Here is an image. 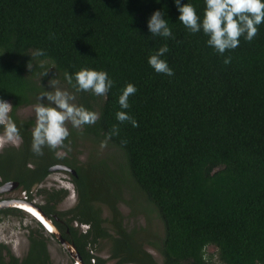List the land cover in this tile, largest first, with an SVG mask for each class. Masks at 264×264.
Here are the masks:
<instances>
[{
	"label": "trees",
	"instance_id": "16d2710c",
	"mask_svg": "<svg viewBox=\"0 0 264 264\" xmlns=\"http://www.w3.org/2000/svg\"><path fill=\"white\" fill-rule=\"evenodd\" d=\"M180 3L192 4L202 20L206 0ZM157 10L168 20L171 37L150 33L148 21ZM179 16L175 0H0V99L13 106L9 115L21 140L19 147L0 151V185L16 180L29 192L51 166L72 167L77 205L56 211L64 190L53 189L41 193L45 204L37 206L51 218L71 214L67 225L81 246L108 235L101 215L102 204L108 205L119 263L156 264L122 226L116 206L124 190L137 189L162 223L164 235L151 244L164 264H217L208 246L217 249L222 264H264V23L251 42L241 36L238 47L220 54L203 30L191 32ZM164 45L169 51L161 59L171 76L148 63ZM37 50L44 54L32 58ZM81 69L108 73L114 84L106 97L76 92L66 81L65 72L74 76ZM53 76L78 93V106L99 114L80 134L106 140L122 153L123 164L111 168L98 160L87 171L74 153L58 156L62 148L33 153L35 121L19 110L39 103ZM129 83L137 91L129 97L130 108L122 109L119 96ZM119 111L138 127L118 121ZM114 126L119 134L109 138ZM74 133L66 142L75 144ZM74 221L89 223L90 231L78 234ZM30 240L21 260L8 249L6 261L0 247V264H47L40 232L31 231Z\"/></svg>",
	"mask_w": 264,
	"mask_h": 264
},
{
	"label": "clouds",
	"instance_id": "9594fccd",
	"mask_svg": "<svg viewBox=\"0 0 264 264\" xmlns=\"http://www.w3.org/2000/svg\"><path fill=\"white\" fill-rule=\"evenodd\" d=\"M180 12L179 21L191 32L196 33L203 30L209 37L207 43L218 53L223 54L227 50L235 49L239 46L240 37L251 42L258 33V25L264 23V0H206V8L203 18L198 15L196 8L186 3L181 5L180 0H175ZM148 28L153 36L165 38L172 36L168 20L163 18L160 10L155 11L148 21ZM167 45L161 47L155 54L149 57V65L160 74L173 75V70L168 66L166 60L161 57L168 52ZM43 50L31 53V57L43 55ZM231 58H226L224 63H230ZM33 65L29 62L28 68ZM54 67V66H53ZM48 71L44 73L47 75ZM66 81L72 85L76 92H91L95 96H107L113 87L106 71L94 69H81L73 76L68 72L64 73ZM75 80V83H73ZM52 91L42 92L34 107L35 127L32 129V151L35 155L42 156L45 147L50 150H57L65 145V140L70 132L67 125L70 123L75 129H82L84 125H94L99 120V114L77 106L73 101L75 95L67 90L57 87L55 79L49 81ZM136 87L129 83L119 96V105L122 109L130 108L129 97L136 93ZM46 98L47 103H44ZM9 100L0 99V125L4 127L3 139L19 147L20 132L15 122L10 117L13 106L7 102ZM116 118L121 123L128 121L134 127H138V122L126 111H119ZM119 128L114 126L109 138L118 135ZM126 144V141H122ZM107 146V141L101 142V148ZM59 156L60 153L58 152Z\"/></svg>",
	"mask_w": 264,
	"mask_h": 264
},
{
	"label": "rangeland",
	"instance_id": "374dc122",
	"mask_svg": "<svg viewBox=\"0 0 264 264\" xmlns=\"http://www.w3.org/2000/svg\"><path fill=\"white\" fill-rule=\"evenodd\" d=\"M49 70H52V68H49ZM52 79H55L58 82L57 87H59L61 90H67L75 95L76 99L73 101V103L78 106V93L72 92L71 89L68 88L67 85L59 78L53 76ZM52 90L53 89L50 86L49 82H47L44 86V91ZM42 102L47 103L46 98ZM35 105L36 104H32L21 108L19 110L20 116L22 118H32L35 121ZM67 127L69 128L70 133L72 129H74L75 131V144H73L69 140L68 142H66V139L65 145H69L71 150H69L68 147L62 148L58 151L61 156L66 155V150L74 153L76 159H79L84 164L87 171L93 169L92 167L94 166V163H96L98 160L107 162L109 167L111 166V168H116V164L124 163L122 153L115 147H111V145L107 143L106 147L101 148V142L98 139L94 138L93 136L90 138L82 136L79 132L81 131V129L73 128L70 123L67 125ZM3 135L4 132L0 133V151L5 146H15L11 142H6L3 139ZM76 164L78 163L76 162ZM61 166L62 165H60V167ZM70 168L73 169L72 167ZM64 169L65 170L61 168L52 169L46 179L38 187L34 188L31 191V195L33 196L32 203L43 204L45 202L43 195L39 191V189L45 187L57 189L67 188L68 196H66L58 204V208L60 209L71 207L78 201V193L72 181L71 172L66 171V169H68L67 166ZM72 184L74 185V187ZM70 185H72L71 188L69 187ZM21 196L27 197V195L24 194V191L16 187H13L4 192H0V198H19ZM28 199H30V197H28ZM143 200L144 199L142 194H140L139 190L137 189H128L123 191V194L118 200L117 205L118 211L121 214V219L123 221L122 226L126 230H133L134 236L139 239L141 237L140 235L145 232V237H150V239H145V242H143L145 248L147 250L150 249L153 252L154 256H157V258H159V251L155 247V245H152L153 243L151 244V242L159 240L164 235L163 226L158 216L152 211L150 212ZM102 208V216L104 217L103 219H105L104 227L110 230L108 232L110 235H115V226L114 228H111L109 225L110 222L113 223L111 219L112 215L110 214V211L107 208L106 204H103ZM29 214L25 212V214L23 215V219L16 215L14 216L11 214H0V243L2 244L0 247L3 248V245H7L17 257L19 256V258L24 257L28 250L29 229L39 228L38 221L34 217H32L31 214ZM45 235L48 238V249L54 263L73 264V258L71 257V254H69V252H67L63 248V246L56 240V238L50 235L48 231H46V229ZM96 248V252L99 256L108 258L110 256V250L112 248L110 238L100 239L99 243H97L96 245ZM206 252L208 254H212L211 261L216 262L217 264H222L218 258V252L215 247L208 246L206 248ZM5 259L6 261L8 260V255H5ZM108 260L109 261L107 262V264H116L115 259Z\"/></svg>",
	"mask_w": 264,
	"mask_h": 264
},
{
	"label": "flooded vegetation",
	"instance_id": "af4514ba",
	"mask_svg": "<svg viewBox=\"0 0 264 264\" xmlns=\"http://www.w3.org/2000/svg\"><path fill=\"white\" fill-rule=\"evenodd\" d=\"M6 147V146H5ZM4 148V147H3ZM2 148V149H3ZM1 149V150H2ZM60 165H62L61 167H60ZM66 166L67 165H65V164H63V163H57V164H55V165H53V166H51L50 168H49V173L51 172V170L52 169H59V168H61V169H63V170H65L64 168H66ZM62 167H64V168H62ZM67 168L68 169H66V171H68V172H71V173H73V174H76V172H75V170L74 169H71L70 168V166H67ZM48 176V175H47ZM46 176V177H47ZM46 177H45V179H46ZM45 179H43L42 181H40V182H37V183H35L34 185H33V187L31 188V190L29 191V192H27L26 190H24L21 186H19V182L18 181H16V180H8V181H6V182H10V181H13V182H17V185L15 186L16 188H20L22 191H24V194L25 195H27V197H19V198H0V202L1 201H3V200H11V199H20V200H25V201H27V202H31L32 203V195H31V191L34 189V188H36V187H38ZM6 182H4V183H2L1 185H0V188L6 183ZM74 183V182H73ZM73 185V184H72ZM72 185H70L69 187L71 188L72 187ZM75 185V184H74ZM74 185H73V187H74ZM67 187V186H66ZM11 189V188H10ZM53 189H56V190H64V193L62 194V196H61V199H58L56 202H55V209H56V211H59V212H63V211H66V210H68V209H71V208H73V207H75L76 205H77V203H78V201L76 202V203H74L71 207H68V208H66V209H60V208H58V204L66 197V196H68L67 194H68V190H67V188L66 189H64V188H59V189H57V188H47V187H45V188H41V189H39V191H40V193H42V192H45V193H47V191H52ZM7 190H9V189H7ZM7 190H4V191H7ZM4 191H1L0 190V192H4ZM28 197H30V199H28ZM52 204H54V202H51ZM34 204V203H33ZM43 204H45V202L43 203ZM21 205H25V204H20V205H16V206H7V207H0V211L1 210H4V209H6V208H17V209H19L20 210V212H19V214L17 213V214H13V213H4V212H0V214H6V215H9V214H11V215H16V216H18V217H21L22 219H23V215L25 214V212L26 213H30L31 214V216L32 217H34L37 221H38V223H39V228H30L29 229V231H28V250H27V252H26V254L24 255V257H26V255H27V253H28V251H29V247H30V244H31V240H30V234H31V231H38V232H40V234H41V237L43 238V240H44V242H45V252L47 253V256H48V260H47V264H56V263H54V261L52 260V258H51V256H50V253H49V249H48V238H47V236L45 235V229H46V231H48V233L50 234V235H52V236H54L55 238H56V240L63 246V244L61 243V241H60V238H58L57 237V235H56V232H59L60 233V236H61V238H63V239H66L67 241H69V242H71V243H73L74 245H75V247H76V250H77V252H78V258H75V257H73V255H71V257L73 258V264H107V262L109 261L108 259H115L116 260V264H140V263H137V262H135V261H129V262H127V263H119L118 262V260H119V258L118 257H113V247H114V241H113V237L114 236H116V233H115V235H110L109 233H108V235H106V236H104V237H98L95 241H89L87 244H85V245H81V246H77L76 245V242H75V240L72 238V235H71V233H70V229H69V227H68V225H67V222H69V220L68 219H70L71 218V214H65L64 216H63V214H62V219H60L58 216H56L55 214H52V216H53V218H54V220H53V218H51V217H49V216H47L43 211V213L50 219V221H51V224L47 221V220H45L44 219V217H42V215L40 214V212L37 210V209H35L33 206H31L32 208H34L40 215H41V217H39V216H37V215H35V214H33V213H35V212H33V211H31L30 209H27V208H25V207H22ZM34 205H39V204H34ZM97 205H99V203L97 204ZM103 205V204H102ZM118 205V202H117V204H116V206ZM107 206V208L109 209V211H110V214L112 215V222H113V214H112V211H111V209L109 208V206L108 205H106ZM38 207V206H37ZM118 208V207H117ZM102 210H103V208H102ZM33 212V213H32ZM103 212V211H102ZM29 214V215H30ZM101 215H102V213H101ZM42 220V221H40V219ZM102 218H104L103 216H102ZM105 220V219H104ZM104 220H103V227H104ZM122 223H123V221H122ZM71 225H73L76 229H78V234H80V233H82V234H86V233H88L89 231H90V229H91V225L89 224V223H81V222H79V221H74V222H72V223H70ZM114 223H109V225H110V227L111 228H114V226H115V224L113 225ZM43 226H44V228H43ZM105 228V227H104ZM105 230L107 231V232H109L110 230L109 229H107V228H105ZM126 230V229H125ZM127 232H130V233H133V238L137 241V242H140L142 245H143V248L145 249V251L147 252V254H149L150 256H151V258L154 260V262L156 263V264H164V258H163V255L159 252V258H157V256L155 257L154 256V254H153V252L149 249V250H147L146 248H145V245L143 244V242H145V239H147V237H145V232L144 233H142L140 236V239L139 238H136L135 236H134V232H133V230H131V231H129V230H126ZM105 239V238H110V241H111V245H112V248H111V250H110V256L108 257V258H103V257H101V256H99L98 254H97V252H96V250H97V248H96V245H97V243H99V241H100V239ZM2 244L0 243V246H1ZM3 248H1V250H2V254H4V255H7L8 253V249L10 250V253L11 254H13L15 257H17L13 252H12V250L7 246V245H3L2 246ZM63 248L65 249V247L63 246ZM67 252H68V250L67 249H65ZM159 251V250H158ZM70 254V253H69ZM24 257H22V258H19V256L17 257L19 260H21V259H23ZM41 258H43V255H42V257ZM34 264V263H33ZM35 264H37V263H35Z\"/></svg>",
	"mask_w": 264,
	"mask_h": 264
},
{
	"label": "water",
	"instance_id": "95a60500",
	"mask_svg": "<svg viewBox=\"0 0 264 264\" xmlns=\"http://www.w3.org/2000/svg\"><path fill=\"white\" fill-rule=\"evenodd\" d=\"M16 185H17V182H13V181L6 182L0 188V190L1 191H4V190L10 189V188H13ZM20 204H27V205L33 206L35 209H37L40 212V214L42 215V217H44V219L47 220L51 224L50 219L42 212V210L39 207H37L36 205H34L33 203H31V202H27L25 200H20V199L3 200V201L0 202V207H4V206L5 207H7V206H16V205H20ZM40 221H42V220L40 219ZM56 235H57L58 238H60V241L63 244V246L65 247V249H67L68 252L71 255H73V257L78 258V255L79 254H78V252L76 250L75 245L73 243L67 241L66 239L61 238L59 232H56Z\"/></svg>",
	"mask_w": 264,
	"mask_h": 264
},
{
	"label": "bare ground",
	"instance_id": "6f19581e",
	"mask_svg": "<svg viewBox=\"0 0 264 264\" xmlns=\"http://www.w3.org/2000/svg\"><path fill=\"white\" fill-rule=\"evenodd\" d=\"M22 207H25V208H27V209H30L31 211H33V212H35V213H33V214H35V215H37V216H39V217H41V215L34 209V208H32L30 205H27V204H25V205H21ZM42 218V217H41Z\"/></svg>",
	"mask_w": 264,
	"mask_h": 264
}]
</instances>
